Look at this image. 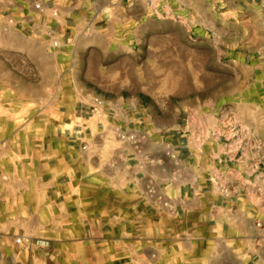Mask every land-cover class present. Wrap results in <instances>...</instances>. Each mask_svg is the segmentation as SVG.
I'll use <instances>...</instances> for the list:
<instances>
[{"label":"crops","instance_id":"obj_1","mask_svg":"<svg viewBox=\"0 0 264 264\" xmlns=\"http://www.w3.org/2000/svg\"><path fill=\"white\" fill-rule=\"evenodd\" d=\"M114 4L0 0V54L23 63L34 49L51 53L55 42L96 56L183 48L167 29L149 37L138 27L116 31L128 19L113 15ZM225 5L229 16L264 19V0ZM92 61L107 93L129 87L115 73L122 67L110 76ZM177 68L183 85L184 66ZM97 96L92 114L70 115L69 136L47 148L33 174L0 173V264H264V168L257 153L229 148L215 107L183 119L178 108V123L167 125L123 96L122 106ZM204 115L214 116L206 127Z\"/></svg>","mask_w":264,"mask_h":264},{"label":"rangeland","instance_id":"obj_2","mask_svg":"<svg viewBox=\"0 0 264 264\" xmlns=\"http://www.w3.org/2000/svg\"><path fill=\"white\" fill-rule=\"evenodd\" d=\"M114 2L113 15L128 19L121 27L114 24L116 31L138 27L149 37L167 29L174 40L179 36L183 48L177 53L173 48L171 54H149L142 47L130 54L96 56L90 53L94 48L82 45L76 54L54 43L51 53L34 49L23 63L1 53L0 173L33 174L47 148L69 136L70 115L82 110L92 114L100 105L97 94L104 93L119 106L123 96L132 101V110H152L167 125L178 123V108L183 119L200 106L213 105L217 120L227 124L222 132L229 148L257 153L264 168V19L235 12L229 16L226 0H181V7L176 0ZM136 15L144 23H132ZM106 25L99 23L101 28ZM93 58L109 67L110 76L112 69L122 67L115 73L129 87H112L107 93L97 85L99 74L89 69ZM213 120V115H204L200 125Z\"/></svg>","mask_w":264,"mask_h":264},{"label":"built area","instance_id":"obj_3","mask_svg":"<svg viewBox=\"0 0 264 264\" xmlns=\"http://www.w3.org/2000/svg\"><path fill=\"white\" fill-rule=\"evenodd\" d=\"M57 44V42H55Z\"/></svg>","mask_w":264,"mask_h":264}]
</instances>
